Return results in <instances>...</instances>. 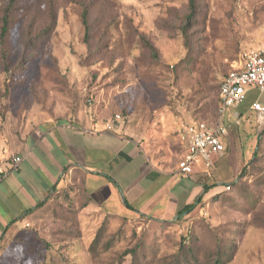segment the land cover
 Listing matches in <instances>:
<instances>
[{"label":"rangeland","instance_id":"rangeland-1","mask_svg":"<svg viewBox=\"0 0 264 264\" xmlns=\"http://www.w3.org/2000/svg\"><path fill=\"white\" fill-rule=\"evenodd\" d=\"M196 1L199 14L185 44L187 0H0V25L9 7L0 40V142L48 119L108 116L155 163L178 166L177 128L193 119L215 123L221 79L244 53L264 48V0ZM235 112L226 111L225 124ZM245 118L232 126L229 163H253L242 174L249 186L226 193L221 185L224 193L202 205L201 217L102 222L68 188L2 239L0 264H173L191 234L198 238L190 244L197 257L191 264H210L215 233L235 253L226 264H264V128ZM232 166L224 184L234 182Z\"/></svg>","mask_w":264,"mask_h":264},{"label":"crops","instance_id":"crops-1","mask_svg":"<svg viewBox=\"0 0 264 264\" xmlns=\"http://www.w3.org/2000/svg\"><path fill=\"white\" fill-rule=\"evenodd\" d=\"M255 103L264 107V91L250 88L235 108L240 123L246 117L247 122L254 119L257 124V113L252 110ZM93 117L48 119L25 127L12 143L0 142V163L10 156L22 159L17 170L0 179V242L27 223L53 193L72 184L86 195L89 212L113 216L139 213L169 221L185 206L196 203L194 209H199V201L207 202L222 192L221 185L231 183L224 184L223 177L232 166V127L223 139L224 152L215 167L209 172L198 167L183 176L178 166L151 160L138 139L122 132L108 116ZM260 126L258 130L264 123ZM182 128L178 127L177 133ZM183 156L181 145V159ZM232 164L230 181L235 182L245 162L237 159Z\"/></svg>","mask_w":264,"mask_h":264},{"label":"built area","instance_id":"built-area-1","mask_svg":"<svg viewBox=\"0 0 264 264\" xmlns=\"http://www.w3.org/2000/svg\"><path fill=\"white\" fill-rule=\"evenodd\" d=\"M250 88L264 91V48L244 53L241 62L222 78L219 90V118L215 123L192 121L178 132L179 141L184 148V156L178 164L179 174L189 176L198 167L206 172L215 167L218 157L224 152L223 139L233 125L240 124L238 117L232 124H225L224 115L228 109L236 108L244 101ZM252 110L257 113L260 124H263L264 107L255 103ZM107 129L110 130L111 127L107 126ZM21 160L19 156H10L0 163V179L17 170ZM225 187L227 191L229 188Z\"/></svg>","mask_w":264,"mask_h":264},{"label":"trees","instance_id":"trees-1","mask_svg":"<svg viewBox=\"0 0 264 264\" xmlns=\"http://www.w3.org/2000/svg\"><path fill=\"white\" fill-rule=\"evenodd\" d=\"M13 0H10L9 2V5L12 3ZM187 10H188V13L187 15L185 16V19H184V22L185 24L183 25V27H181V34L183 35V38L185 40V44H186V41L189 40V35H188V32H190L189 30L195 25V19L196 17L198 16L199 14V9H198V6H197V1L196 0H187ZM87 6H85L81 12V24L84 28V33H85V37H87L89 35V23H88V9L86 8ZM8 8L9 7H6L4 9V12H3V17L1 18V25H0V40H4L7 32H8V23H9V11H8ZM86 41V40H85ZM85 45L88 46V43H85ZM150 50L155 52L154 51V48L150 46ZM228 74V73H227ZM222 80V79H221ZM221 83V81H220ZM220 83H219V86H218V95H217V114H218V111H219V106H220V99H219V90H220ZM192 121H198V122H205L204 120H198V119H193ZM191 121V122H192ZM205 123H208V124H213V123H209V122H205ZM186 126V125H185ZM179 138V137H178ZM180 143V142H179ZM180 146H181V143H180ZM255 157H257L256 153H255ZM251 160V159H250ZM250 163L252 161H249ZM253 164V163H251ZM247 165L245 164L243 166V170L240 172V174L237 176V179L235 182H233V184H229V185H226L229 189L227 191H225L226 193H228L232 186H236L238 185L239 187L241 186V188H243L242 190H244V188H247L249 185H247V182H246V177L243 174V172H245L246 169H248L250 167V165ZM245 179V183L244 184H241L239 183V180H243ZM70 186V187H69ZM67 186L66 188L58 191V192H55L53 193L52 195H55L65 189H68V188H75L76 189V196L77 198H80L81 201H83L82 205H81V209H86L88 204H89V201L86 197V195L84 194V192H82L78 187H76L75 184H72V185H69ZM262 192V193H261ZM260 192V195L263 194V191ZM224 192H220L218 194H215V195H221L223 194ZM214 195V196H215ZM213 198V196L211 197ZM210 198V199H211ZM210 199L208 201H210ZM199 205V209H194L195 206H196V203H193L191 205H188V206H185L183 209H181L176 217L172 220H169V221H159V220H154L152 218H149L145 215H142V214H139V213H136L134 214L135 216L139 217V218H144L148 221H153V222H156V223H160L161 225L163 223H169V222H173V223H180L182 222L183 219H186L187 217L191 216L192 214H194L195 212H197L196 214L201 217V209H202V205L204 203H202L201 201H199L198 203ZM195 210V211H194ZM98 217H100V219H102V222H111V221H123L125 219H128L129 216H113V215H108V214H98V213H95ZM98 236V235H97ZM187 238L189 239L188 243H185V240L187 239H182V242L180 243L179 245V251L175 257V261L173 264H191L192 262H196L197 261V257H196V254L193 250V246L191 244L192 240H196V238H192V234L191 235H187ZM100 241V236L99 237H95V239L93 240V246L92 248L94 249V247L96 246V244ZM214 250H213V253H212V258L210 260V264H226L227 262H230L234 257H235V253H232V248L230 246H228L227 244H223L220 242L217 234L215 233V237H214ZM188 250V255H185L184 252L182 253V251H184V249ZM129 253H131L133 256H136V250L135 251H129ZM228 256V257H227ZM134 264H139L138 261Z\"/></svg>","mask_w":264,"mask_h":264}]
</instances>
